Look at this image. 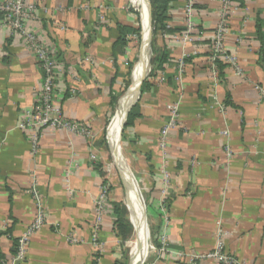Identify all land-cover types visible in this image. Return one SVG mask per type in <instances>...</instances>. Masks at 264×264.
Wrapping results in <instances>:
<instances>
[{
	"label": "crops",
	"instance_id": "crops-1",
	"mask_svg": "<svg viewBox=\"0 0 264 264\" xmlns=\"http://www.w3.org/2000/svg\"><path fill=\"white\" fill-rule=\"evenodd\" d=\"M186 1L171 0L168 29L183 33ZM26 3L34 18L24 29L58 64L54 106L88 135L44 129L37 152L32 151L29 133L19 125L38 96L43 74L26 41L0 14V259L10 261L16 239L41 210L43 225L29 237L20 264H126L128 239L114 231L119 204L101 147L104 122L119 104L134 55L133 41L118 44L120 29L138 26L136 9L143 33L131 86L142 59L148 71L147 0ZM230 4L222 44L235 68L226 65L220 75L209 63L222 1L193 0V32L202 38L184 44L173 38L182 34L176 32L159 41L169 63L139 91L131 107L136 105L137 116L122 130L123 150L132 178L141 185L155 248L163 239L172 252L206 253L221 231L224 251L239 264H264V0ZM170 105L178 107V118L162 149L160 131ZM109 135L108 128L107 140ZM104 187L108 192L98 211ZM147 243L142 262L151 253ZM147 264L187 262L153 254Z\"/></svg>",
	"mask_w": 264,
	"mask_h": 264
},
{
	"label": "built area",
	"instance_id": "built-area-1",
	"mask_svg": "<svg viewBox=\"0 0 264 264\" xmlns=\"http://www.w3.org/2000/svg\"><path fill=\"white\" fill-rule=\"evenodd\" d=\"M223 4V11L221 15V21L219 26L216 28L215 32L211 36V52L209 56V63L214 67V61L220 59L227 66L235 68L234 58L227 55L222 44L224 31V23L228 12L230 11L231 0H221ZM133 7V6H132ZM0 13L3 14V23L15 33L21 35V37L26 41L30 51L35 57V61L39 66L43 74V82L40 90L38 91V96L36 100L32 103L31 107L24 111L22 122L19 128L26 130L29 133V141L31 143L32 151L37 152V143L44 129H54V130H65L70 133L77 134L79 136H87L88 132L86 129L79 124L71 121L64 120L59 111L54 106V101L56 98L55 91V73H58V64L55 61L53 55H51L44 45L38 40L37 36L30 31L24 29V22L27 20H32L34 18V10L31 5L26 3V0H1L0 1ZM193 0H187L184 6V31L178 37H173L174 39H179L182 43H192L194 41L200 40L202 37L198 36L193 32ZM165 37V36H164ZM128 39H135L133 36H129ZM181 67L178 71L177 77L181 75ZM180 79L178 78L177 81ZM169 120L163 126L160 131V147L165 149V142L167 134L170 130L175 128V122L178 118V107L176 105H170L168 107ZM226 161L229 162L231 159V152L229 147L226 146ZM34 192L35 185L32 186ZM107 188L101 189V193L98 199V211L101 208L102 202L107 196ZM99 214V212H97ZM43 212L38 211L37 217L27 229V231L15 241V254L10 259L9 262H2L0 264H20L24 261L27 251L28 239L29 237L37 231L43 225ZM99 218L97 219L95 225V233L97 231ZM96 235V234H95ZM160 247H152L151 250L154 255L162 259L166 258H181L184 259L187 264H197L200 262H215L216 264H239L233 257L224 251L223 240L221 237V231H219V237L216 240L214 247L206 252L200 254H190L184 255L183 253L172 252L166 248L165 240H160ZM142 262V264H147V261Z\"/></svg>",
	"mask_w": 264,
	"mask_h": 264
},
{
	"label": "trees",
	"instance_id": "trees-1",
	"mask_svg": "<svg viewBox=\"0 0 264 264\" xmlns=\"http://www.w3.org/2000/svg\"><path fill=\"white\" fill-rule=\"evenodd\" d=\"M171 0H150V22H151V58H150V72L140 88V94L143 93L145 85H147L148 81L151 79H155L159 77L165 70L166 66L169 63L168 56L162 47L158 43L159 41L163 40L164 35H170L176 32L182 33V30H170L167 28V21H168V11H169V4ZM2 19H4L3 14L0 13ZM139 33L140 28L138 26L135 27H122L120 29V39L118 44L124 46L128 41L136 40L138 43L139 40ZM129 36L135 37V39H127ZM214 66L216 71L221 75L223 69L226 65L222 64L220 59H216L214 61ZM131 70V64L129 65V71L127 73V78L129 76V72ZM128 82V81H127ZM126 84L128 85V83ZM126 84H124L123 89L126 88ZM116 102V101H115ZM114 104V103H112ZM136 106V105H135ZM133 107L130 109L126 123L123 127V130L127 129L131 126L133 120L137 116V107ZM113 214L115 215L116 222L114 231L116 235L122 237L123 240H127L130 237V225H128L124 220V210L119 205L114 206ZM130 223V222H129ZM131 224V223H130ZM132 225V224H131ZM133 228V226H132ZM5 262V260L0 259V263Z\"/></svg>",
	"mask_w": 264,
	"mask_h": 264
},
{
	"label": "rangeland",
	"instance_id": "rangeland-1",
	"mask_svg": "<svg viewBox=\"0 0 264 264\" xmlns=\"http://www.w3.org/2000/svg\"><path fill=\"white\" fill-rule=\"evenodd\" d=\"M149 2H150V0H149ZM136 13H137V18H138L137 19V21H138L137 24H138V27L140 28V33H139L138 43H137L136 40L133 41V43H134V46H133L134 55H133V59H132V62H131V70H130V73H129V76H128V85L126 86L125 89H122V91H120L119 104L118 103L116 104L114 111L111 112L109 117H107L106 121L104 122V125H103V136H102L103 145L101 147V151H102V153L104 155V166L108 170L107 177H108V179L110 181L109 183L111 184L110 189L112 190L113 197L118 202L120 207H122V209L124 210L125 222L128 225H130L129 222L133 223L132 224L133 228L130 225V237L128 238V243H127V262H126V264L132 263V260H131L130 257L132 256V259H133V256H134L133 252H132L133 245H131V243H134L135 238H136V230L134 229L135 222H134L133 215L130 213L129 208L126 206V204H127V202H126L127 194L124 193L125 192V188H124V185H123V179H122V176H121V171L118 168V166L116 165L117 163L115 162V159H114V157L112 156V154L110 152V146H109V142L107 140V135H108V128L110 130L111 125H112V123L114 122V120L116 118L117 111L119 110V107H120L121 103L123 102L124 96H125L127 90L131 86L132 77H133L132 75H133V71L135 70L134 67H135V65L137 66L138 61H139L140 44H141V32L142 31H141L140 13H139V11L137 9H136ZM150 33H151V28H150ZM151 41H152V39L150 37V40H149L150 52H151V46H150ZM150 58H151V55H150ZM149 64H150V59H149ZM149 69H150V65H149ZM120 133H121V135L119 134L118 146H117V148H118V153L117 154H118V158H119L118 161H120L121 164L125 163V165L128 167V165H127V163L125 161L124 150H123V134H124V131H122ZM121 156H122L123 161H124L123 163L121 161ZM125 165L124 166L122 165V169L124 171H126L127 174H129V172L126 169ZM128 176L130 177V179L132 180V182L134 184L135 195H136V197L138 199V202H139V204L141 205V208H142V215H143L146 227H147V234H148L147 237H148V240L150 241V245H151V248H152V247H154L153 239H152L151 233L149 232L148 225H147L146 218H145V211H144V204H143L144 196L142 194V190H140L141 189V185L139 183L137 184L136 181L130 175H128ZM152 255H153V252L151 250V253L148 255V257L144 261L146 262V261L150 260Z\"/></svg>",
	"mask_w": 264,
	"mask_h": 264
},
{
	"label": "bare ground",
	"instance_id": "bare-ground-1",
	"mask_svg": "<svg viewBox=\"0 0 264 264\" xmlns=\"http://www.w3.org/2000/svg\"><path fill=\"white\" fill-rule=\"evenodd\" d=\"M148 30H150L149 26L147 29V34H148L147 50H148V60H149V31ZM144 47H145V45H144ZM143 63H144V59H142V62L139 64V66L136 70L135 79L133 78L135 80L133 82L134 84L130 87V89L128 90V92L124 96L123 102L121 103L119 110L117 111L116 119L114 120V122L111 125L110 135L108 138V142H109V146H110V152H111L112 156L114 157L115 162L117 163L116 165L118 166V168L121 171V176L123 179L124 187L126 188V193H127V200H126L127 204H126V206L129 208L130 213L133 215L134 222H135L136 238H135V241L133 243V248H132V252H133L134 256H133L131 264H141L142 263V260L144 258V254H145L144 250L145 251H146V249L148 250L147 241L149 242V240L147 237V235H148L147 234V227H146V224H145L143 216H142V211H141V208L139 206L138 199L135 195L134 184H133L132 180L127 176L128 174L126 175V173L122 169V165H121L120 161H118L119 158H118V154H117L118 153L117 146H118L119 134H120L122 126H123V121L125 120L126 112H127L128 108L131 106V104L135 101V99H136L135 95L137 97L136 91L138 92L139 81L142 79V77H144V75L146 73L145 64H143ZM133 99H134V101H133ZM127 106H128V108L126 110Z\"/></svg>",
	"mask_w": 264,
	"mask_h": 264
},
{
	"label": "water",
	"instance_id": "water-1",
	"mask_svg": "<svg viewBox=\"0 0 264 264\" xmlns=\"http://www.w3.org/2000/svg\"><path fill=\"white\" fill-rule=\"evenodd\" d=\"M147 7H148V26H149V29H150V28H151V22H150V2H149V0H147ZM150 37H151V33H150V30H149V40H150ZM150 55H151V52H150V49H149V59H150ZM149 65H150V64H149V62H148V71H147V73L144 75V77H142V79H141L140 82H139L138 92H137V97H136L135 101L131 104V106L128 108V110H127V112H126V115H125V121H124V123H123L122 129H121V132H122L123 127H124V125H125V123H126L127 115H128V113H129L131 107H132V106L135 104V102L138 100L139 91H140V86H141V84L143 83L144 79L147 77V75H148V73H149V71H150V69H149ZM120 135H121V133H120ZM126 169L128 170L129 174L131 175V173H130L128 167H126ZM131 177H133V176L131 175ZM141 264H142V263H141Z\"/></svg>",
	"mask_w": 264,
	"mask_h": 264
}]
</instances>
